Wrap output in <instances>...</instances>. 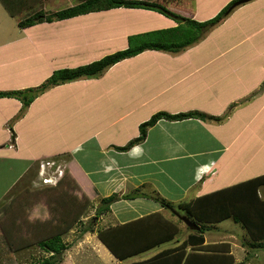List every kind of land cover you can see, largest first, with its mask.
<instances>
[{
    "label": "crops",
    "instance_id": "crops-1",
    "mask_svg": "<svg viewBox=\"0 0 264 264\" xmlns=\"http://www.w3.org/2000/svg\"><path fill=\"white\" fill-rule=\"evenodd\" d=\"M156 1L179 12L180 17L204 22L215 17L234 0ZM40 2L0 0V34L3 32L0 36V92L35 88L54 72L51 59L56 58L61 50L51 47L53 37L46 39L43 30L53 27L43 28L44 22L19 26L18 37L4 41L7 34L15 36L11 34L13 31L6 30V26L12 24L6 23V13L17 19L15 22L18 23L20 16L26 13L31 15ZM238 2L219 25L210 29V33L206 34L204 30L199 39L192 42L178 36L177 43L182 45L178 46L177 51L146 49L122 59L98 77L51 86L50 90L39 93L27 107H24L23 99L19 96L0 94V178L3 181L11 176L2 187L0 201L28 173L33 176L31 186L34 188L38 187L39 169L46 174H57L56 169L65 171L67 168L77 186L87 184V193L93 191L101 199L113 193H132L134 197L129 200L139 201L144 214H154L165 207L161 201L151 197L154 194L179 205L264 175V41L263 45L254 41L255 38H264V1L262 7L257 9L258 14L248 12L241 23L238 15L244 13L245 6L249 2L260 3V0ZM180 3H185L181 4V9L178 7ZM185 5L188 10L181 15L179 10ZM231 17L237 18L238 24L234 26L236 28L229 40H216L212 32L224 26ZM75 19L78 22L76 37L65 33L64 47L89 49L96 45L95 50L82 53L81 57L88 58L82 65L130 47L133 36L143 41L160 30L171 31L178 26L189 28L195 25L156 10L128 7L94 11L58 20L53 25L66 23V31H69V24ZM88 23L93 25L89 26ZM95 31L96 36H88L89 32ZM65 39H71V42ZM14 43L19 44L20 51L10 49ZM47 44L50 45L47 47ZM37 46L40 50L34 51ZM26 47L31 49L24 51ZM10 53L21 55L6 59ZM36 55L42 58L45 66L48 63V72L40 67L43 71L37 74L39 69L33 62ZM16 68L19 78L17 74L11 75L15 81L2 78L8 72H15ZM25 73H33V76L28 79L31 75ZM92 82L96 83V89L92 88L85 95L73 96L74 100L77 99L74 103L71 102L72 98L68 100L67 95L72 94L73 86L79 85L81 91H88ZM160 111L172 114L196 112L204 117L160 119L148 129V136L143 142L128 151L116 149L115 146H124L136 138L140 124ZM131 126L135 132L124 138ZM28 137L36 140V150L29 146ZM203 167L212 171L203 173ZM222 172L234 177L227 182L220 181L219 178L224 177L221 176ZM138 192H142V195H138ZM80 193L84 196L86 192ZM259 195L264 197V185L259 189ZM90 197L92 201L94 197ZM119 199L111 205L114 210L119 209V201L127 200L124 197ZM37 210L39 208H35L31 218L38 217ZM225 220H231V217ZM225 220L215 222L209 232L211 227L223 228L220 224ZM244 231L241 243L223 237H212L210 241L206 238V243H230L235 257L238 256L236 249L244 250L242 256L245 257L247 241H251V238L245 228ZM159 237L160 234H154L153 238ZM228 238H237V235L232 233ZM182 241L176 240L173 245H167L169 241L160 243L164 246L152 248L153 253L148 257L125 264L148 259ZM100 243L102 246L97 247L98 250L112 258L111 264L124 262L120 259V263L107 246ZM70 248L64 251L61 264H67ZM73 250L72 264H78V252L74 253ZM258 250L254 249L250 258L257 255ZM195 261L193 254H190L186 263L195 264Z\"/></svg>",
    "mask_w": 264,
    "mask_h": 264
},
{
    "label": "rangeland",
    "instance_id": "rangeland-1",
    "mask_svg": "<svg viewBox=\"0 0 264 264\" xmlns=\"http://www.w3.org/2000/svg\"><path fill=\"white\" fill-rule=\"evenodd\" d=\"M77 1L79 0H41L40 2L41 4H38V8L35 10H37V12L43 11L45 13H51L54 11L64 9L68 6H71L75 4ZM262 1L264 0H260V3L249 2V5L245 6L247 8H245L244 13L242 15L241 14L238 15V17H241V19H239V22L240 23L243 22L242 21L243 18H246L244 15L250 11H251L250 14H252L253 11H254V15L258 14L259 12L257 11V9H260L262 7V4H263ZM181 4H185V3H180L178 6L179 9H181V7L183 6V5L181 6ZM230 8L231 6L227 9L226 13L229 12ZM187 10H188L187 5H185L182 8V10H179V11L181 15H185ZM172 11L175 12L174 10ZM175 13L178 14L179 12L177 13L176 11ZM26 16H28L27 13L25 15L20 16L19 21L25 18ZM5 19H6V23H12L10 26H6V30L10 32L13 31L11 34H14L15 36L13 37L7 34L6 36H4V41H7L8 39L17 38L19 35L17 34L19 25L17 22H15L17 19L12 18L7 13H6ZM236 20L237 18L231 17L227 20L224 26L218 29H216L217 28L216 27L215 28L216 30L212 32L213 33L212 35L215 37V39L222 40L224 42L229 40L231 33L236 28L234 26L238 24ZM56 21L58 20L43 21L44 22L43 28H47L50 26L53 27L52 29L50 28L43 29L45 32L46 39H51L53 37L51 47L53 46L54 50L56 48L61 50L56 58L51 59L52 65L54 67V71L60 68H65V67L72 68V67H77V66L82 65V63H84L88 59L86 56L81 57L82 53L95 50L96 45L92 46V48H89V49L77 48V47L76 48L64 47L63 36L65 35V33L66 34L69 33L68 35H73V37L75 38L77 34L78 22L76 19L73 20L69 24V27H70L69 31H66L67 24L66 23L63 24L59 22L53 25L54 22ZM87 22L88 21H86V23ZM88 24L89 26L93 25V23H88ZM184 27L186 26H182V28ZM211 28L205 29L204 33L206 34L210 33L212 31L210 30ZM1 35H3V32L2 34H0V36ZM176 35H178V33ZM88 36L89 37L96 36V31L89 32ZM149 39H152V37H150ZM65 40H68L71 42V39H65ZM254 41L258 45H263L264 38H255ZM13 45L14 47H10V49H15V50L20 51V46L18 43H14ZM49 45L50 44H47V47ZM62 46H63V49H61ZM29 49H31V47H26L24 48V51H27ZM36 50H40V47L37 46L34 51ZM19 55L21 54L10 53L6 57V59L8 57H13V56L19 57ZM35 59L36 61H33V62L36 63V69H39L37 72L38 75L41 74L43 71L42 69H40V67L46 70L47 72L49 71L48 63L45 66L44 61L39 55H36ZM72 63H76V65H72ZM20 64H25V63H20ZM18 73H19V70L16 68L15 72H8V74H6L2 78L8 79V81H15L11 75L15 76L17 74L19 78ZM25 75H31L30 77H28L29 79L33 76V73L32 74L25 73ZM85 78H88V77H80L75 80L67 81L65 82V84L76 83L81 80H84ZM92 78H95V77H92ZM42 84L37 85V87L41 86ZM45 87H46L45 90H48V89L50 90L51 85L47 83ZM88 88H87L88 91H84V90L81 91L79 89V85L73 86L72 94L68 93L67 95L68 100L72 98L73 96L76 97L78 95L81 96V95L88 94L92 88L96 89V83L92 82ZM80 99L82 101H85V98L83 97H80ZM75 100L72 98L71 102L74 103ZM78 101L80 102L79 99ZM74 105L75 104H72L71 106H74ZM138 130L140 132V127L137 129V131ZM134 132H135V128L131 126L130 131L123 136L124 138H126L127 135L132 134ZM32 138L34 137H28L26 139L30 141L29 146L31 147V149L36 150L38 148V145L36 144V140H32ZM88 146L89 144L86 145V147ZM54 162L55 161H53V163ZM0 166L2 165L0 164ZM39 168H40V163H39ZM203 170L204 169H201L202 172ZM226 174L227 172L226 173L222 172L221 176H224V177H220L221 179L219 178V180L227 182V180H230L234 177L233 175L228 176ZM42 176H43V172L41 173L39 169V176L37 177V180L39 179L38 187L33 188L31 186L32 184L31 180L33 176L31 175V173H28L26 177H24L22 180L16 183V185H14L11 192L6 196V198L0 201V264L41 263L44 259L48 258L50 255L46 254V252L40 246H38L37 242L40 239H43V237H46L55 231L54 229H55V226H57L59 222L60 216L64 215V217H73L75 216L74 212L76 211L78 212L82 211V214L80 215L81 221L76 222L72 227L69 228V230L63 233V236H65L64 240L68 243V248L71 247L70 257H66V260L68 259L67 264H72V262H74V259L71 257L72 255L71 249H74L73 250L74 253L78 252L76 256L78 264H111L112 258L110 259L106 255L105 252H101L102 250H98L97 248L99 246H102L100 243L102 241L99 239L98 234L96 233H98V231L101 229L111 228V227H114L116 225H120L123 223H125L124 225L127 227H122V228L125 231L128 230L129 234L131 235L127 239V241H130V243L135 242L136 236L138 235L140 236L139 232L133 233V230L136 226H140V225L145 226L153 222L158 223L159 221V222L165 223V220L174 219L175 220V221L173 220L174 223L179 224L178 226L180 227V230H179V233L175 236L176 239L166 242L167 245H173L176 243V240H182L186 238L189 232L193 230V229H189V227L184 221H179L180 218L174 214L175 211L172 208L171 209L167 208L166 206L164 207L163 211L155 215L152 214L151 212L144 214L143 212L145 210L142 209L139 201L135 202V201H132L133 199L129 200L131 197H133L132 193L128 195L130 196V198H128V196L126 197L127 200H122L118 202L119 209L114 210L110 206V209L108 211H106L105 213H102L101 216L100 214L98 216L97 211L99 210V208L105 205V204L103 205V203L105 202H102L103 198L101 199L98 195L95 196L96 194L93 191H91V193H87V188H86L87 184L85 183H84V186H83V183L77 186L78 183L74 181L75 179L68 172L67 168L65 169V171L61 172L62 178L59 176L60 178L54 184L43 185L42 184L43 181L41 180ZM10 178L11 176L5 177L3 181L0 178V182H1L0 192L2 190V187L7 184ZM80 192H83V193L86 192V193L84 194V196H82ZM120 193L121 192H119L118 195L122 196L123 193L122 195H120ZM139 194L142 195V192L141 193L138 192V195ZM90 195L94 197L92 201H91ZM99 195L101 196V194ZM262 199H264V197ZM118 200L120 199H116L113 203H115ZM172 205L176 207V209L178 208V204H172ZM35 208L36 209L39 208V211L37 210L38 212L37 215L38 214L39 215L36 219L31 218L33 216L32 213L34 212ZM45 212H46V216H45ZM140 213H143V214L140 215ZM125 219L127 221H123ZM232 220L233 219L231 218V220L223 221L220 224V226H223V228L221 229L220 228L216 229V227L215 228L211 227V231L210 232L206 231L205 233L206 238L210 241L212 237H223L224 239H233L237 243H241L240 240L243 242L244 238H242V236L245 233L244 231L245 227L239 223L238 224L234 223ZM120 221H122V223ZM130 221H133V222L131 223ZM91 228H94V229L91 230ZM232 233L237 235V238H228ZM33 238H35L34 241L32 240ZM247 242L250 243L251 242L250 239H248ZM262 242L264 243V240ZM28 246H30V248H26ZM162 246L164 245L156 246L155 248L158 249V248H161ZM263 249H264L263 247L262 249L259 248V250L257 251V255H254L251 258L250 256L253 254L252 252L254 251V247L248 246L245 257L242 256V254L243 255L245 254L244 250L236 249V255L238 256L235 257V259L237 258V261L234 264H264V250ZM110 252L120 262V258L117 257L111 250ZM8 253L9 255H7ZM152 253H153V249H151L150 251H145L138 255H134L129 258L123 259L124 262L122 263L120 262V263L125 264L135 259H144L148 257L149 255H151ZM59 264H61V262Z\"/></svg>",
    "mask_w": 264,
    "mask_h": 264
},
{
    "label": "trees",
    "instance_id": "trees-1",
    "mask_svg": "<svg viewBox=\"0 0 264 264\" xmlns=\"http://www.w3.org/2000/svg\"><path fill=\"white\" fill-rule=\"evenodd\" d=\"M238 0L232 1L219 14L210 20L198 22L180 17L178 14L168 9L163 3L156 0H79L75 4L64 9L45 13L35 10L31 15L18 22L20 27L31 26L43 21L62 20L78 15L111 9L116 7L128 8H146L156 10L178 21H190L195 24L193 27L182 28L178 26L171 31L160 30L152 33V39L139 41V37L130 38V47L118 50L114 53L105 55L104 57L94 60L88 64L77 67H65L55 70L46 81L49 85H59L67 81L75 80L80 77H98L107 68L116 64L122 59L136 55L146 49H167L177 51V37L184 36L185 41L192 42L199 39V35L207 28H211L221 22L227 14V9L231 6V11ZM13 14L12 11H10ZM178 35H176L177 33ZM173 32V36L171 33ZM175 33V36H174ZM178 37V38H179ZM176 41V42H175ZM185 45V44H183ZM46 82L39 87L29 88L25 91H9L0 92L1 95H16L23 99L24 107H27L31 101L41 92L45 90ZM42 87V89H41ZM27 93V94H25ZM25 95V96H24ZM190 117H204L201 113L184 112L169 113L160 111L153 114L150 119L140 124L139 135L132 139L124 146H115L118 151H128L134 145L143 142L148 136V129L155 125L160 119L181 120ZM264 185V175L257 176L228 187L204 194L200 197L187 202H182L178 208L174 207L171 202L154 194L153 197L169 209H175L176 213L187 216L193 223L200 226L199 229H193L183 241L171 249L161 251L159 254L142 261H135L132 264H189L187 257L193 254L197 260L195 264H234L236 259L231 252L230 243L217 242L206 243L205 233L209 232L210 226L228 218H233L234 222L243 225L251 238V242H247V246L254 249L264 248V199L259 195V189ZM129 194L119 196L113 193L108 197H104L102 202L104 206L99 208L98 216L110 209L111 204L120 197L126 198ZM134 197V196H133ZM130 198V196H128ZM132 198V197H131ZM74 211V210H73ZM73 217L60 216L55 231L50 235L43 237L37 243L46 252L52 254L37 264H59L63 261V253L68 248V244L64 242L63 233L69 230L76 222L81 221V212H74ZM174 213V212H173ZM157 213H154V215ZM175 214V213H174ZM176 215V214H175ZM180 221H183L180 218ZM124 224L116 225L111 228L101 229L98 231L99 239L120 259H126L142 252L149 251L165 241H170L179 233L180 227L173 220H165L163 222H153L145 226H136L133 233L140 236L135 237V242L127 241L131 236ZM94 228H91L93 230ZM154 234H160L161 237L154 239ZM140 240V241H139ZM138 243V244H136ZM188 248H190L188 250ZM188 251V252H187ZM11 255V254H10Z\"/></svg>",
    "mask_w": 264,
    "mask_h": 264
},
{
    "label": "built area",
    "instance_id": "built-area-1",
    "mask_svg": "<svg viewBox=\"0 0 264 264\" xmlns=\"http://www.w3.org/2000/svg\"><path fill=\"white\" fill-rule=\"evenodd\" d=\"M47 164L49 165V163H47ZM42 166H44V165H42ZM55 172H57V174H55V173L46 174L43 170V176H42L43 183H45V184L46 183H53V184L56 183L58 181V179L61 177V172H63V171L56 169Z\"/></svg>",
    "mask_w": 264,
    "mask_h": 264
},
{
    "label": "water",
    "instance_id": "water-1",
    "mask_svg": "<svg viewBox=\"0 0 264 264\" xmlns=\"http://www.w3.org/2000/svg\"><path fill=\"white\" fill-rule=\"evenodd\" d=\"M247 1H249V0H240L238 3H243V2H247ZM175 213H176V211H175ZM176 214H178V213H176ZM178 216L181 217L182 220H184V222H185L188 226H190V227H192V228H195V229H199V228H200V226H199L198 224L193 223V222H192L187 216H185V215H180V214H178Z\"/></svg>",
    "mask_w": 264,
    "mask_h": 264
},
{
    "label": "clouds",
    "instance_id": "clouds-1",
    "mask_svg": "<svg viewBox=\"0 0 264 264\" xmlns=\"http://www.w3.org/2000/svg\"><path fill=\"white\" fill-rule=\"evenodd\" d=\"M202 169H204L203 170V173H206V172H211L212 170L211 169H205L204 167L202 168ZM174 211H176L175 209H173ZM176 214V213H175ZM177 216H178V214H176ZM179 217V216H178ZM179 218H181V217H179ZM184 221V220H183ZM188 226V225H187ZM188 227H190V226H188ZM193 229H195V228H193Z\"/></svg>",
    "mask_w": 264,
    "mask_h": 264
}]
</instances>
